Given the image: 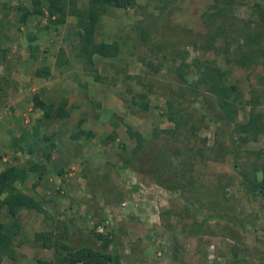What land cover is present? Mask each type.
<instances>
[{"label":"rangeland","instance_id":"obj_1","mask_svg":"<svg viewBox=\"0 0 264 264\" xmlns=\"http://www.w3.org/2000/svg\"><path fill=\"white\" fill-rule=\"evenodd\" d=\"M43 1L0 0V183L36 164L14 185L43 208H22L16 218L0 210V224L17 231L0 264L50 261L46 237L51 243L69 232L71 242L93 240V229L112 237L120 264H264V197L254 188L264 133L248 124L253 97L264 114V45L254 48L253 63L239 66L233 57L250 55L243 40L207 43L220 24L243 28L212 16V4L225 0H136L106 9L94 40L108 48L88 61L78 51L76 15L53 24L44 7L19 22L21 8L34 11ZM71 1L80 9L88 3ZM235 3L236 17L255 19L254 0ZM181 61L185 68L174 71ZM204 66L224 72L223 82L242 95L230 125L195 104L221 113L210 84L201 82ZM182 87L190 105L181 101ZM41 104L65 116L43 120ZM128 129L142 135L141 150ZM26 131L36 146L31 154L21 141ZM95 176L104 199H91Z\"/></svg>","mask_w":264,"mask_h":264},{"label":"trees","instance_id":"obj_2","mask_svg":"<svg viewBox=\"0 0 264 264\" xmlns=\"http://www.w3.org/2000/svg\"><path fill=\"white\" fill-rule=\"evenodd\" d=\"M235 1L236 0H225L226 3L224 5L212 4V16H226L229 19L240 23L243 28H241V30L238 32H232L231 30H226L220 24L219 27L221 29L218 32L207 35V43L212 46V44H214L217 40H224L226 42H229V40H234L239 44L240 40H243L245 44L244 46L250 52V55L243 51V53L239 54L238 57L234 56L233 60L234 63H237L239 66H246L248 65V61H250V63L254 62V57L257 56L255 49L260 47V45L261 47L264 45V3H261L260 0H254L251 9L254 12L253 16L256 20H244L234 15L233 9L234 5H236ZM46 2L47 5H45ZM135 4L136 0H88L87 5L80 9L76 8L71 0H45L40 5V7L34 9V11L21 8L22 12L20 13L19 22H26L27 17L31 14H44L42 10L44 7L47 8L48 19L53 24L63 23L68 14L76 15L81 27V31L76 33L79 38L78 51L81 54H86L87 60L90 61L94 53H102L103 49L108 48L106 45L101 46L97 44L94 40L95 33L100 26V21L106 12V9L108 7L131 8ZM17 8L20 9V7ZM210 20L214 21L213 18H210ZM252 23L255 27L253 29L251 28ZM238 44L235 52L241 48L238 46ZM207 48H209V46ZM261 51L264 56V49L261 48ZM62 52L63 51L61 49L58 53L59 59L62 57ZM224 52L228 53L226 48H224ZM194 62L197 63L198 59L195 58ZM185 66L186 63L181 61L179 65L174 67V71L179 72L185 68ZM202 69L201 82L210 84V91L214 92L221 113H219L217 116L212 114L209 109H212L213 107H210V105L208 106V104L203 100H198L195 104H197L199 108H202V110L206 111L207 114L210 115L212 119H215L218 124H220V121L230 125V123L235 120L237 114L236 103L238 100H240L242 95L236 84H225L223 82L222 78L224 76V72H222L220 69L206 66H204ZM35 73L42 75V73L39 72ZM179 77L181 78V82H186L184 74L179 73ZM214 79L216 81L212 82ZM183 88L184 87L180 88L182 93H179V96H181V101H187L190 105L192 100L188 101V99H186L185 95L187 92L184 91ZM253 98L254 99H252V101L248 102V104H251V109L248 116V124L252 132L255 134H261L264 133V114L262 110H257L259 98ZM141 105L145 110L147 109V105L145 103ZM198 107L195 106L193 109H197ZM41 109L43 110V120H56V118L65 116V113L59 112H55V116H52L49 113L52 112L53 114V108L51 106L47 107L41 104ZM183 109L184 108H180L179 110L174 109V111L172 109L171 111H173V113L181 112ZM128 132L129 134L136 136L138 140L136 149L141 150L142 135L138 132L133 133L131 129H128ZM28 136L29 134L26 131L21 137V141L23 146L25 145L28 147L26 152L31 154L34 150H36V146L34 144L28 143ZM73 136L74 138L78 137V135ZM220 142L221 141H217V145L221 146V150L224 153L226 152V148ZM50 145H53L52 141L50 142ZM20 150H23V148L20 147ZM45 155L48 157L49 153L46 152ZM29 170H38L37 165L34 164L28 169L16 168L9 172L8 177L5 178L7 182L2 180L0 183V195L3 194L5 190H7L6 195L0 199V210L5 207L7 210V215L11 218H16L22 208H34L38 212L43 211V208L39 204L32 201L27 195H24L16 190L14 185L15 180L22 182L26 178L27 171ZM261 170L262 176L254 188L260 193L262 197H264V161L261 165ZM60 172L61 170L58 171V173ZM93 179L96 181L92 184V187L88 189L89 193H91V199H104L105 196H107L105 194V190L102 191L101 186H98L97 176H95ZM114 197L116 198L117 195L115 194ZM67 233L69 232L64 233V237L59 236L53 239L51 243L48 242V240H50L48 237L44 239V247H48L53 250V259L50 261H40L41 264H120V255L109 249L110 244L113 242V239L109 234H103L93 229L91 230V234L94 236L93 240L83 237L81 240H79V242L74 243L70 241L69 238L71 235ZM15 234H17L16 230L9 232L4 228L3 224H0V254L9 248L12 236Z\"/></svg>","mask_w":264,"mask_h":264}]
</instances>
